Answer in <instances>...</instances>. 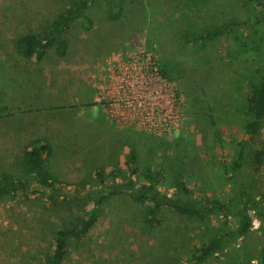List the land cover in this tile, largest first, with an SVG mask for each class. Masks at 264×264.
I'll use <instances>...</instances> for the list:
<instances>
[{"label":"rangeland","instance_id":"1","mask_svg":"<svg viewBox=\"0 0 264 264\" xmlns=\"http://www.w3.org/2000/svg\"><path fill=\"white\" fill-rule=\"evenodd\" d=\"M76 1L0 0V109L7 108L0 113V174L21 175L25 150L36 137L47 138L53 149L47 164L62 193L33 183L26 197L0 201V264L47 263L56 237L79 227L92 208L73 196L100 189L96 170H103L109 184L111 173L117 182L128 177L131 151L139 155L141 172L151 165L167 180L183 178L193 197L222 200L230 193L220 172L235 155L233 140L243 136L230 108L247 93L249 69L260 66L262 47L256 40V61L252 54L235 60L234 36L203 49L187 38L230 19L248 21L257 14L255 6L248 0H129L114 22L102 3L91 10L90 31L77 24L66 33L64 57L55 49L41 62L17 54L23 35L45 34ZM258 30L260 38L264 30ZM255 33L241 26L235 36ZM145 66L151 85L157 72L164 85L156 89L175 96L165 104L154 96L138 97L127 110L120 83L129 80L128 88L138 90L147 83ZM161 116L166 118L161 125L147 119ZM160 189L174 193L168 186ZM145 213L128 196L111 199L93 229L69 241L63 264H191L194 250L220 227L217 219L207 225L168 210L161 224L150 227ZM236 244L207 264H257L244 257L245 250L264 246V224L254 221L248 241Z\"/></svg>","mask_w":264,"mask_h":264},{"label":"trees","instance_id":"2","mask_svg":"<svg viewBox=\"0 0 264 264\" xmlns=\"http://www.w3.org/2000/svg\"><path fill=\"white\" fill-rule=\"evenodd\" d=\"M128 1L78 0L58 14L45 34L23 35L16 44L17 54L24 60L36 59L41 62L50 49H55L58 56L64 57L68 52L66 33L77 24L90 31L93 27L90 15L93 8L103 3L108 19L117 22ZM248 4L254 5L257 10V14L251 16L248 21L230 19L219 26L205 27L187 38L189 41L200 43L203 49L207 43L220 37L234 36L236 48L231 53L234 51L237 54L235 60L241 55L252 54L256 61L253 52L256 40L262 47L258 48L262 52L263 60L256 62L260 66L255 65L249 69L250 75L244 85L247 93L243 94L244 98L238 106L230 108L243 131L240 140H233L235 155L231 163L223 165L220 172V179L225 183L230 182V193L222 200L193 197V191L188 188L183 178L167 180L164 174L151 165L141 172L138 168L139 155L136 151H131L126 159V166L130 171L128 177L117 182V178L111 173L109 176L114 179L109 184L103 170H96L94 183L95 186L100 185V189L93 188L85 194L73 196L78 202L91 204V210L86 213L79 227L64 230L56 237L55 250L49 260L47 263L38 264H63L67 257L69 241L82 240L96 225L103 206L119 196H128L131 201L143 206L146 212L143 221L150 227L161 224L162 214L167 210L207 225L217 219L220 223L217 234L205 239L202 245L194 250L190 257L191 264H207L217 254L231 249L233 245L235 249L240 239L248 241L253 232L254 221L264 224V33L258 38V29L264 30V0H248ZM241 26L256 33L253 36H235ZM234 55L231 57L234 58ZM5 110L7 108L0 109V113ZM52 152V144L47 138L33 139L30 147L24 152L23 173L0 174V201L18 196L26 197L33 183L39 188L58 192V196L62 195L60 189L56 190L59 179L47 164V158L51 157ZM161 186H168L174 193L170 195L162 192ZM231 218L234 219L233 225L229 221ZM256 248L249 252L244 249L248 253L244 257H251L257 264H264V246Z\"/></svg>","mask_w":264,"mask_h":264},{"label":"built area","instance_id":"3","mask_svg":"<svg viewBox=\"0 0 264 264\" xmlns=\"http://www.w3.org/2000/svg\"><path fill=\"white\" fill-rule=\"evenodd\" d=\"M150 70V68H147V66H145V69H144V74L145 76L142 77L143 80H146V84L143 85V82L139 83V86H138V90H135L133 86H131V89L128 88V84H130L129 80H123L120 84L121 86L124 85L125 88H123L122 86V89H123V93H124V97L128 98V100H125V104H124V108L127 109V110H130V109H134L135 108V105H134V102H133V99H136L138 97H143L145 95H150V96H154L155 98L157 97V99H159L160 101V98L162 99V103H168L170 99H172L175 94L172 90L169 91L166 90V91H162V90H157L156 89V86H161V85H164V79L162 78L161 74L155 72L154 75H156V79H154V83L155 85H151V79L148 75V71ZM130 72V71H129ZM122 73V72H121ZM127 79L130 77L129 75L126 76ZM120 78V77H119ZM125 82V83H124ZM124 83V84H123ZM155 87V88H154ZM139 92V93H138ZM138 93V94H137ZM133 96V97H132ZM105 97V96H104ZM106 98V97H105ZM116 104V103H115ZM117 105V104H116ZM169 108V105L167 104L166 106V109L165 111H167V109ZM120 109V108H118ZM114 114H118V111L116 110V108H112V111ZM167 112L164 113V115L166 114ZM143 113H141L142 115ZM163 115V116H164ZM163 116H161L162 118H159L158 120L155 119V117H151V118H147L149 121H151L153 124L154 123H157L159 125H161V122L162 120L164 119L166 121V118H163ZM141 118V117H140ZM138 119V118H137ZM142 119H145V118H141Z\"/></svg>","mask_w":264,"mask_h":264}]
</instances>
